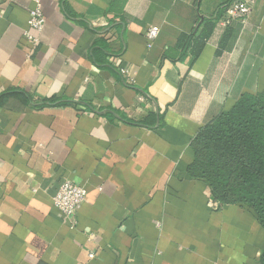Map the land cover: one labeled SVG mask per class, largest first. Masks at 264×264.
<instances>
[{
	"label": "crops",
	"instance_id": "0c3cea01",
	"mask_svg": "<svg viewBox=\"0 0 264 264\" xmlns=\"http://www.w3.org/2000/svg\"><path fill=\"white\" fill-rule=\"evenodd\" d=\"M230 1L0 0V264H260L255 213L188 172L199 129L264 89V0L246 23ZM65 179L86 191L70 218Z\"/></svg>",
	"mask_w": 264,
	"mask_h": 264
},
{
	"label": "trees",
	"instance_id": "16d2710c",
	"mask_svg": "<svg viewBox=\"0 0 264 264\" xmlns=\"http://www.w3.org/2000/svg\"><path fill=\"white\" fill-rule=\"evenodd\" d=\"M204 38L183 36L178 46L190 45L191 40H195L198 47ZM9 96L25 104L29 100L23 92ZM5 99L6 95L0 96V106L4 105ZM47 100L54 102L56 98ZM191 148L190 176L207 183L212 199L219 206L245 205L264 227V89L241 94L228 110L199 129ZM259 262L264 264V251Z\"/></svg>",
	"mask_w": 264,
	"mask_h": 264
},
{
	"label": "built area",
	"instance_id": "2783aa9c",
	"mask_svg": "<svg viewBox=\"0 0 264 264\" xmlns=\"http://www.w3.org/2000/svg\"><path fill=\"white\" fill-rule=\"evenodd\" d=\"M254 6L253 0H231L224 10V22L230 23L232 21H239L246 23ZM44 15L37 3L29 12L28 30L24 32L26 39L32 44L38 43L37 33L40 32L44 26ZM159 29L156 26H151L147 29V37L153 40L158 35ZM86 197L85 189L70 179L63 180L53 196V203L55 207L66 218L73 217ZM93 257V254H89ZM219 264V263H214Z\"/></svg>",
	"mask_w": 264,
	"mask_h": 264
}]
</instances>
